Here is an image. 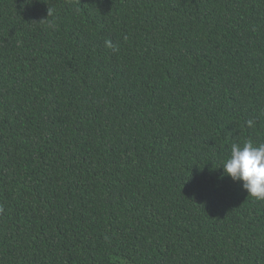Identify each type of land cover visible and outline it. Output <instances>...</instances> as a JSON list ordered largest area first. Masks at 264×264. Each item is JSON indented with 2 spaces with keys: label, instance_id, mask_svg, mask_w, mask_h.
Segmentation results:
<instances>
[{
  "label": "trees",
  "instance_id": "trees-1",
  "mask_svg": "<svg viewBox=\"0 0 264 264\" xmlns=\"http://www.w3.org/2000/svg\"><path fill=\"white\" fill-rule=\"evenodd\" d=\"M248 140L264 0H0V264H264Z\"/></svg>",
  "mask_w": 264,
  "mask_h": 264
},
{
  "label": "clouds",
  "instance_id": "clouds-1",
  "mask_svg": "<svg viewBox=\"0 0 264 264\" xmlns=\"http://www.w3.org/2000/svg\"><path fill=\"white\" fill-rule=\"evenodd\" d=\"M108 46L111 47L110 42ZM222 166L221 179L227 177L239 183L247 197L264 200V143L256 145L251 140L242 145L233 143Z\"/></svg>",
  "mask_w": 264,
  "mask_h": 264
}]
</instances>
